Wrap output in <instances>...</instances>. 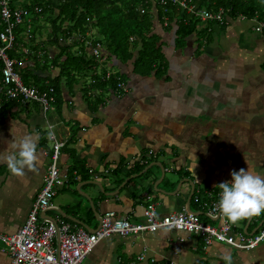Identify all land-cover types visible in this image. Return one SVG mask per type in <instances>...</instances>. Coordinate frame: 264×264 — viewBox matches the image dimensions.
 I'll list each match as a JSON object with an SVG mask.
<instances>
[{
  "label": "crops",
  "instance_id": "1",
  "mask_svg": "<svg viewBox=\"0 0 264 264\" xmlns=\"http://www.w3.org/2000/svg\"><path fill=\"white\" fill-rule=\"evenodd\" d=\"M153 12L155 17V8ZM243 17L229 18L224 26L203 22L208 31L194 33L184 43L178 41L177 21L169 28L155 17L152 35L167 68L151 73L136 70L138 40L131 43L133 58L121 62L91 26L80 34L100 44L108 63L99 69L125 83L127 90L121 92L110 88L96 93L88 88L87 73L67 78L62 72L65 57L58 58L68 46L76 51L86 42L62 38L56 43L43 34L36 43L46 47L36 51L30 40L33 50L24 51L21 69L38 67L35 73L48 82L59 78L60 101L46 115L36 104L16 103L2 117L0 232L20 229L43 189L52 154L44 132L49 124L66 143L61 173L74 178L57 188L42 218L94 230L111 211L142 222L148 202H153L161 217L191 209L206 224L220 227L222 216L208 215L217 185L231 182V173L240 169L264 177V35L255 32L247 39V22H253L252 31L257 22ZM42 51L45 56L38 58ZM36 133L37 171L25 170L17 177L8 170L6 157L17 151L13 143ZM233 226L236 233H256L264 229V215ZM224 255L232 257V264H264V242L254 250H238L216 240L206 245L189 232L160 229L106 238L82 264H225ZM0 264H10L1 245Z\"/></svg>",
  "mask_w": 264,
  "mask_h": 264
},
{
  "label": "built area",
  "instance_id": "2",
  "mask_svg": "<svg viewBox=\"0 0 264 264\" xmlns=\"http://www.w3.org/2000/svg\"><path fill=\"white\" fill-rule=\"evenodd\" d=\"M151 3L155 7V3L153 1ZM157 3L164 7L168 4L179 5L180 8L193 14L203 22H213L217 25L226 23L223 9L218 12H211L207 9L200 10L190 0H158ZM139 10L141 14L148 12L146 8H140ZM165 11L167 12V10ZM40 12L41 9L36 8L35 13L39 14ZM28 13V11L21 8L12 10L10 0H0V27H4L0 29V42L3 43L0 48V107L9 101L24 105L36 104L40 106L43 114L46 115L48 112L55 110L56 89L48 81L46 82L45 91H40L35 86L25 85L21 74L16 70V66L20 62L11 58L8 54L15 44L16 35L14 30L24 22ZM254 21L257 22L255 31L264 35V22H258L256 19ZM163 25L165 27L169 25L168 18H164ZM79 41L81 43L86 42L83 50L97 63V67L93 68V74H99L103 70L99 68L108 63L100 44L85 41L83 38H80ZM136 41V37H130V42L135 43ZM77 51L79 55L83 52L80 48H77ZM44 55L43 51L39 52L40 58ZM114 75L111 71H104L101 81L108 82ZM117 78L119 80L117 91H126L125 83L119 77ZM95 82L96 79L92 78L91 83ZM51 143L52 154L45 183L33 203L25 223L15 233L5 234L0 232V245L8 253L10 264H82L96 246L106 238L113 235L120 237L137 236L146 232L154 233L160 229L189 232L201 236L206 245L216 240L238 250H254L264 242V229L248 235L234 232V226L225 222L217 228L206 224L199 214L192 213L185 208L181 212L161 217L158 214L156 204L153 202H148L143 214L144 221L142 222H133L127 218H121L111 211L102 216L99 226L93 231H87L77 224L59 223L49 218H42L41 213L51 207L57 195V188L64 187L68 183V177L62 175L59 165L66 143L59 140L56 135ZM211 196L214 202L208 215L210 218H216L221 215L217 207L220 189L218 192L214 191ZM138 260L144 261L145 254H142ZM153 262H155L154 259Z\"/></svg>",
  "mask_w": 264,
  "mask_h": 264
},
{
  "label": "trees",
  "instance_id": "3",
  "mask_svg": "<svg viewBox=\"0 0 264 264\" xmlns=\"http://www.w3.org/2000/svg\"><path fill=\"white\" fill-rule=\"evenodd\" d=\"M17 1L19 0H10L11 9H25L33 18H31L30 21L25 19L22 24H19L15 28V44L8 54L11 58L20 62L17 64L16 70L21 74L24 84L27 86H35L40 91L46 90L47 79H42L39 75L33 74L31 69L23 71L21 69L22 57L26 55L24 51H20L21 42L23 41L21 40V35H24L28 24H33L36 29L34 36H27L30 37L28 38V43L31 40L34 50L36 51L39 50V46L40 49L46 47L43 42L36 43L37 34L39 33L41 37L43 34L42 31L45 29L47 35L53 36V41L56 43L62 38L64 40L73 38L79 43L80 33H84L92 26V28L97 31V38L101 42H104L107 47L108 53L120 59L121 62L133 58L134 50L131 47L129 39L134 36L141 45L138 57L135 60V67L136 70L146 73H151L156 68H158V70L167 68V62L160 48H157V37L152 35L155 17L161 24L164 23V18H168L169 28L177 21L178 29L176 34L180 43H184L186 38L194 33L200 35L202 32L208 31L206 26H201L203 22L200 19L188 13L186 10H183L179 5L168 4L164 7L163 5H158V0H24L23 5H17ZM151 1L155 3V7ZM190 1L197 5L200 10L207 9L211 12H218L220 9H223L226 20L229 18L235 20L244 16L243 18L249 20L257 18L258 22H264V0ZM152 7L155 8L156 11L155 17ZM36 8L41 9L39 14L35 13ZM140 8H146L148 12L141 14ZM165 10H167V12ZM208 23L209 26L215 24L213 22ZM225 24L220 26H224ZM3 28L4 27H0V29ZM2 46L3 43L0 42V48ZM84 47L85 46H81L83 51L81 55L78 54L77 50L72 51L69 46L66 48V52L58 58L59 60L65 57L62 62V72L66 74L67 78L73 77L77 72L87 73L86 75L89 77L88 88H92L96 93L100 92V90L106 91V89L110 88L117 91L116 87L119 80L116 74L110 81L102 82L101 76L104 74V71L102 70L99 74H93V68L97 67V63L85 53L83 50ZM37 69H35V71H38ZM92 78L96 79L95 83H91ZM57 80H59V78L54 81H49L56 89L57 101L55 105H58L60 101L58 97L59 84ZM16 103L17 102L9 101L5 102L2 107H0V122H2V117L5 112L13 109ZM76 168L78 169L79 167L76 166ZM73 169H75V167ZM70 178L71 176L68 178V183L70 182ZM72 178H74V176Z\"/></svg>",
  "mask_w": 264,
  "mask_h": 264
},
{
  "label": "clouds",
  "instance_id": "4",
  "mask_svg": "<svg viewBox=\"0 0 264 264\" xmlns=\"http://www.w3.org/2000/svg\"><path fill=\"white\" fill-rule=\"evenodd\" d=\"M48 141L54 140L53 125L44 129ZM218 134V133H216ZM40 134L25 135L18 144L13 143L14 153L6 157L8 170L17 177H23L25 170L37 171L38 142ZM217 207L225 223L237 225L243 220L264 215V177L250 170L240 169L231 173V182H222ZM225 264H232V257H222Z\"/></svg>",
  "mask_w": 264,
  "mask_h": 264
},
{
  "label": "rangeland",
  "instance_id": "5",
  "mask_svg": "<svg viewBox=\"0 0 264 264\" xmlns=\"http://www.w3.org/2000/svg\"><path fill=\"white\" fill-rule=\"evenodd\" d=\"M24 1V0H23ZM24 4V2L22 3V5ZM33 18V16L30 14H28L27 16H26V20L27 21H29V20H31V18ZM253 21H254V19H253ZM203 22V21H202ZM253 23V22H252ZM252 23H250V22H247V24H248V29H247V33H246V38L247 39H249L250 38V36H251V34L252 35H255L257 32L256 31H252V29H253V27H254V24H252ZM256 24L257 23H255V26H256ZM48 29H49V27H48ZM35 26L33 25V24H28V27H27V29H26V31H25V33H24V35H21V40H23L22 42H21V48H20V51H27V49H32L33 50V47H32V45H30L29 43H28V38H30V37H27V36H34V34H35ZM254 30H255V28H254ZM42 31V30H41ZM256 32V33H255ZM42 33L43 34H47V31H46V29L45 30H43L42 31ZM42 34V35H43ZM259 34V33H258ZM257 35V34H256ZM260 35H263V34H260ZM38 36H39V33L37 34V38H38ZM80 38H83L82 37V35L80 36ZM79 38V39H80ZM130 40V39H129ZM23 42H24V44H23ZM132 42H130V44H131ZM136 43V42H135ZM134 43V44H135ZM103 45H105L104 44V42H103ZM46 50V49H45ZM44 60V58L42 59V61ZM39 66H40V68H41V64H39ZM39 69V68H38ZM37 69V70H38ZM24 69L22 68V71H23ZM31 71H33L32 73L33 74H36L35 73V71L34 70H31ZM24 72H26V71H24ZM88 82H89V80H88ZM87 85H88V83H87ZM248 235H252V234H248Z\"/></svg>",
  "mask_w": 264,
  "mask_h": 264
},
{
  "label": "water",
  "instance_id": "6",
  "mask_svg": "<svg viewBox=\"0 0 264 264\" xmlns=\"http://www.w3.org/2000/svg\"><path fill=\"white\" fill-rule=\"evenodd\" d=\"M189 211L192 212V213H195V212H193L191 209H189ZM84 228H85L87 231H93V229H91L90 227L84 226Z\"/></svg>",
  "mask_w": 264,
  "mask_h": 264
}]
</instances>
